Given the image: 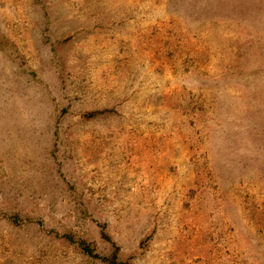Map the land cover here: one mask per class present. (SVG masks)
Here are the masks:
<instances>
[{
  "label": "rangeland",
  "instance_id": "1",
  "mask_svg": "<svg viewBox=\"0 0 264 264\" xmlns=\"http://www.w3.org/2000/svg\"><path fill=\"white\" fill-rule=\"evenodd\" d=\"M108 257L264 264V0H0V264Z\"/></svg>",
  "mask_w": 264,
  "mask_h": 264
},
{
  "label": "trees",
  "instance_id": "2",
  "mask_svg": "<svg viewBox=\"0 0 264 264\" xmlns=\"http://www.w3.org/2000/svg\"><path fill=\"white\" fill-rule=\"evenodd\" d=\"M102 111H100L99 113L101 114ZM95 114L97 113H90L88 114L89 117H94ZM13 219L15 220V222H19V218L18 217H13ZM71 241H74V239L70 236L69 237ZM79 245L81 246V248L88 254L91 256H95L97 257V255L94 254L93 249L91 248V246L86 242V241H79ZM104 262H107L108 264H126L124 262H118L117 259L115 257L113 258H101Z\"/></svg>",
  "mask_w": 264,
  "mask_h": 264
}]
</instances>
